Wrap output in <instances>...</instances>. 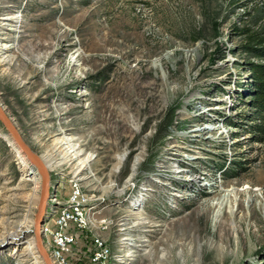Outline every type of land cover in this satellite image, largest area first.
Segmentation results:
<instances>
[{
	"label": "rangeland",
	"instance_id": "obj_1",
	"mask_svg": "<svg viewBox=\"0 0 264 264\" xmlns=\"http://www.w3.org/2000/svg\"><path fill=\"white\" fill-rule=\"evenodd\" d=\"M5 3L0 102L45 164L56 140L76 145L50 183L78 181L105 221L75 230L68 264H93L97 235L105 264H264L248 69L264 59L246 48L264 37V0H0V16ZM12 140L0 123V236L31 225L24 241L41 180L24 178L37 171ZM21 242L0 241V264L34 262Z\"/></svg>",
	"mask_w": 264,
	"mask_h": 264
},
{
	"label": "built area",
	"instance_id": "obj_2",
	"mask_svg": "<svg viewBox=\"0 0 264 264\" xmlns=\"http://www.w3.org/2000/svg\"><path fill=\"white\" fill-rule=\"evenodd\" d=\"M69 185L61 187V183L51 185L50 197L46 208L47 220L41 225L43 245L54 264H68V255L71 252V245L75 241V230L89 227L90 225L99 228L105 227V221L93 217L92 204L81 184L74 180ZM68 189V194L63 200L60 198V189ZM110 252L99 235L93 238V251L90 255V262L93 264H105L109 259Z\"/></svg>",
	"mask_w": 264,
	"mask_h": 264
},
{
	"label": "bare ground",
	"instance_id": "obj_3",
	"mask_svg": "<svg viewBox=\"0 0 264 264\" xmlns=\"http://www.w3.org/2000/svg\"><path fill=\"white\" fill-rule=\"evenodd\" d=\"M3 137L7 140L6 136H3ZM8 143L11 145L10 141H8ZM13 143L15 144L14 141H13ZM62 146H64V148L60 150L61 152L59 151V153H62V157L61 158L57 159L56 157L59 154L55 155V153H53V152L51 154H48L47 157H45V159L48 162V165L45 164L44 161L43 162H44L45 166L47 167L48 171H49V168L51 169V168H54V167L58 166L64 160H66V162L70 163V162H72L74 160H77L78 157H80V154L76 153L77 152L76 151L77 150L76 145L73 144L70 139H68V138L65 139L64 137H62L61 139L56 140V147L60 149ZM17 148L20 150V148L18 146H17ZM19 156H21V155H19ZM20 159H22L21 161H23V163L25 165L26 164L25 163V159L24 158H20ZM41 159H42V157H41ZM87 161H88V157H86V159H84L83 161L80 160L78 162V164H77L78 173H81L80 171L83 170V168L86 165V164L84 165V163H86ZM80 168H82V169H80ZM78 173H77V175H78ZM29 174H32V175H30L31 176L30 180H33V182L36 185L39 184V182L41 180L39 173L33 171V172L28 173V174H25L24 178L29 177ZM35 189H37V187H35ZM247 190H249L248 186H243L241 189H237L236 191H235V189H231L229 191V193H230L229 197L236 196L237 195V191H239V192H247ZM257 190L258 189H254L253 192L257 191ZM37 191H39V190L37 189ZM34 194H36V193L34 192ZM28 201L30 202V199H28ZM205 207H206V210H204V212L207 213L209 211V213H210V209L212 208V205H210L208 203ZM137 212H138V210H137ZM207 219H208V216H207ZM9 226L10 225L4 227L6 230L0 236V241H4L5 239H7L8 241L15 243L16 244L15 246L21 245L20 244V242L22 241L21 239L25 237V232L28 230V228L31 227V225H29V226H27V225H17V226H15L13 228L10 227L12 229V231L11 230L9 231V228H8ZM21 243H24L23 244V248H24V251L27 253L26 255L34 258V262H32L30 264H45V262L43 261L42 256L39 255L38 251L36 250L34 238L33 239H26V240L22 241Z\"/></svg>",
	"mask_w": 264,
	"mask_h": 264
},
{
	"label": "water",
	"instance_id": "obj_4",
	"mask_svg": "<svg viewBox=\"0 0 264 264\" xmlns=\"http://www.w3.org/2000/svg\"><path fill=\"white\" fill-rule=\"evenodd\" d=\"M0 123L5 127L8 133L11 135L15 144L25 154L28 161L32 164V166L37 170V172L40 175L41 178L40 196L38 200L37 211L34 215L33 229H31V232L33 234V238L35 241L36 250L38 251L39 255L42 256L45 264H54L51 261L43 245V238L41 231V225L47 220L46 208L48 205V198L50 197V188L53 187V185L51 187L48 169L45 166L41 157L37 153H35L30 148V146L25 142L17 126L15 125L11 116L7 113L5 107L2 105L1 102H0Z\"/></svg>",
	"mask_w": 264,
	"mask_h": 264
},
{
	"label": "trees",
	"instance_id": "obj_5",
	"mask_svg": "<svg viewBox=\"0 0 264 264\" xmlns=\"http://www.w3.org/2000/svg\"><path fill=\"white\" fill-rule=\"evenodd\" d=\"M244 32L247 29L243 30ZM251 44L246 48L253 52V56L264 59V37H256L248 34ZM250 71V86L253 97L250 99L251 106L255 109L256 117L251 124L253 131L258 132L264 137V61H252L248 63Z\"/></svg>",
	"mask_w": 264,
	"mask_h": 264
},
{
	"label": "flooded vegetation",
	"instance_id": "obj_6",
	"mask_svg": "<svg viewBox=\"0 0 264 264\" xmlns=\"http://www.w3.org/2000/svg\"><path fill=\"white\" fill-rule=\"evenodd\" d=\"M10 9H11V3H5L3 9L4 15L0 16V19H2L4 23H9V25L11 22Z\"/></svg>",
	"mask_w": 264,
	"mask_h": 264
}]
</instances>
